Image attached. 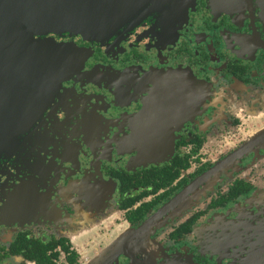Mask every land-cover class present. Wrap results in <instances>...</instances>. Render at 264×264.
Here are the masks:
<instances>
[{
    "label": "flooded vegetation",
    "instance_id": "flooded-vegetation-1",
    "mask_svg": "<svg viewBox=\"0 0 264 264\" xmlns=\"http://www.w3.org/2000/svg\"><path fill=\"white\" fill-rule=\"evenodd\" d=\"M145 3L0 80V264H264V0Z\"/></svg>",
    "mask_w": 264,
    "mask_h": 264
},
{
    "label": "water",
    "instance_id": "water-1",
    "mask_svg": "<svg viewBox=\"0 0 264 264\" xmlns=\"http://www.w3.org/2000/svg\"><path fill=\"white\" fill-rule=\"evenodd\" d=\"M145 2L147 0H0V80L17 86L19 91L21 85L26 90L29 77V128L42 116L43 108L39 106L42 98L38 99L37 95H41L45 83L37 91L40 79L45 76L47 80L53 71L59 72L56 76L59 79L65 73L76 71L72 66L76 62L67 64L69 56L76 54L74 47L57 42L48 34L65 31L95 39L104 32L109 33L110 25L117 23L114 18L126 13L121 8L138 7Z\"/></svg>",
    "mask_w": 264,
    "mask_h": 264
}]
</instances>
